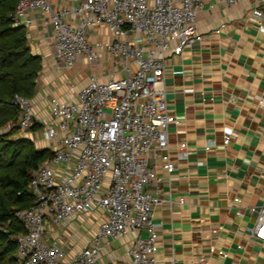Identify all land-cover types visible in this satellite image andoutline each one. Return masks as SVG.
Segmentation results:
<instances>
[{
	"label": "built area",
	"instance_id": "2783aa9c",
	"mask_svg": "<svg viewBox=\"0 0 264 264\" xmlns=\"http://www.w3.org/2000/svg\"><path fill=\"white\" fill-rule=\"evenodd\" d=\"M203 1H16L14 23L32 22L26 11L37 8L41 23L51 24L53 53L65 67L82 54L96 61L105 50L122 72L107 78L91 74L73 98H49L51 120L43 122L42 134L54 146L31 170L32 203L17 211L25 225L14 236L19 264H158L155 205L184 202L182 194L173 196L170 190L162 195V182L170 184L178 159L189 152L182 138L171 153L168 130L177 117L167 106L164 73L169 55L181 53L203 37L196 24ZM249 1L253 3L249 18L264 28L263 9L257 5L261 0ZM99 23L108 29L106 45L91 46L87 28ZM223 25L220 22L214 30ZM13 94L19 108L17 123L22 129L30 128L37 117L29 97ZM222 137L224 144L230 140L227 133ZM144 184L154 188H143ZM93 210L101 211L102 217L88 242L70 255L61 243L44 239L46 218L68 220ZM247 211L254 214L252 233L264 238V196L261 202L250 203ZM126 231L133 236L125 248L126 258L100 253L105 242ZM207 250L226 254L213 244ZM198 259L204 262L207 255L202 253Z\"/></svg>",
	"mask_w": 264,
	"mask_h": 264
},
{
	"label": "crops",
	"instance_id": "0c3cea01",
	"mask_svg": "<svg viewBox=\"0 0 264 264\" xmlns=\"http://www.w3.org/2000/svg\"><path fill=\"white\" fill-rule=\"evenodd\" d=\"M252 4L204 0L196 17L203 37L168 56L166 100L177 117L168 130L170 149L174 153L178 141L185 138L189 152L178 159L170 184L162 182V195L170 190L173 196L182 194L184 202L155 205L158 264H264V238L252 233L254 214L247 211L250 203H259L264 196V28L249 18ZM257 5L263 9L264 23V0ZM26 15L33 19L24 24L27 43L40 56L41 66L29 97L37 120L18 134L52 150L54 142L42 134L43 122L51 120V95L73 98L89 75L107 78L122 72L105 50L96 61L82 54L65 67L53 53L51 24L41 23L35 7ZM220 22L224 25L215 31ZM86 38L91 46L106 45L108 29L101 23L91 25ZM224 133L230 136L226 144ZM205 143L210 147L204 149ZM143 188L154 187L144 184ZM102 214L81 211L55 222L46 218L44 239L61 243L70 255L88 242ZM132 237L126 231L105 242L100 253L126 258ZM209 244L226 254L209 252ZM202 253L207 255L204 262L198 259Z\"/></svg>",
	"mask_w": 264,
	"mask_h": 264
},
{
	"label": "trees",
	"instance_id": "16d2710c",
	"mask_svg": "<svg viewBox=\"0 0 264 264\" xmlns=\"http://www.w3.org/2000/svg\"><path fill=\"white\" fill-rule=\"evenodd\" d=\"M17 0H0V264H19L14 236L24 223L17 211L32 203L29 187L31 170L52 150L41 147L28 136L18 134L19 108L13 93L31 97L35 76L41 66L40 56L30 50L24 24L14 23Z\"/></svg>",
	"mask_w": 264,
	"mask_h": 264
},
{
	"label": "rangeland",
	"instance_id": "374dc122",
	"mask_svg": "<svg viewBox=\"0 0 264 264\" xmlns=\"http://www.w3.org/2000/svg\"><path fill=\"white\" fill-rule=\"evenodd\" d=\"M7 126H8V123H5V124H3V126H0V129L4 130V129L8 128Z\"/></svg>",
	"mask_w": 264,
	"mask_h": 264
}]
</instances>
